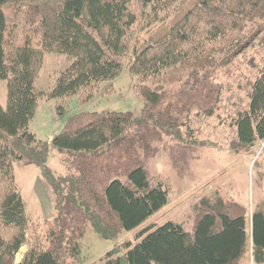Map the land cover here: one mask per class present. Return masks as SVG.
Instances as JSON below:
<instances>
[{"label":"trees","instance_id":"trees-1","mask_svg":"<svg viewBox=\"0 0 264 264\" xmlns=\"http://www.w3.org/2000/svg\"><path fill=\"white\" fill-rule=\"evenodd\" d=\"M257 19L264 20V0H0V79L8 83L6 107L0 102V264H79L88 224L115 240L162 210L169 190L151 176L147 160L158 154L157 142L173 137V166L188 170L199 144L192 137L194 109L213 116L220 104L222 87L210 81L216 59L248 48L258 29L247 41L245 30ZM46 53L73 61L44 91L36 81ZM125 62L145 100L139 117L78 112L50 143L30 131L44 96L58 101L62 115L66 98L79 94L81 104L89 102ZM190 79L189 88L172 95L169 85ZM249 96L234 120L235 152L264 140V65ZM52 148L63 154L66 173L49 167ZM16 163L37 166L66 212L32 220ZM196 210L193 232L171 220L153 224L138 231L136 243L117 245L95 264H238L250 245L247 207L214 193L201 197ZM251 222L252 256L261 264L264 203Z\"/></svg>","mask_w":264,"mask_h":264},{"label":"rangeland","instance_id":"rangeland-1","mask_svg":"<svg viewBox=\"0 0 264 264\" xmlns=\"http://www.w3.org/2000/svg\"><path fill=\"white\" fill-rule=\"evenodd\" d=\"M248 25L245 41L249 38L250 29H258L250 46L231 59L223 54L216 59L218 65L214 67V78L210 81L222 87V94L214 115L209 116L194 109L191 126L195 134L192 137L199 144L187 167L188 170L180 174L173 166L170 151L176 141L173 137H166L157 142L158 154L147 160L146 165L151 176L161 180L168 188L169 203L140 227L123 231L115 240L103 238L91 223L88 224L82 240V258L79 264H95L117 245L124 248L127 241L136 243L138 231L153 224L161 225L171 220L193 232L199 199L214 193H220L223 197L238 201L247 207L250 245L238 264H258L252 256L251 220L254 209L264 203V140L258 141L253 149L246 153L235 152L231 148L238 136L235 117L240 110L248 107L251 83L255 81L264 65V20L257 19L256 23ZM72 61L73 58L67 54L46 53L44 67L36 81L37 88L44 91L52 88L56 84V74L67 68ZM186 81L169 85L172 95L182 87L185 89L192 85L191 79L188 84ZM135 83L136 78L125 62L122 73L112 83H103L99 92L89 102L81 104L79 94L66 98L62 115L55 108L58 101L47 100L44 96L30 122V131L35 133L39 140L50 143V137L60 133L66 120L78 112L131 111L135 117H139L145 100L135 91ZM7 96V80L0 79V102L5 107ZM168 102L166 101L165 105ZM188 138L183 140L187 141ZM62 155L60 150L52 148L48 165L54 175L67 171L61 159ZM15 169L18 184L28 204V215L32 220H53L60 212H66V208L57 201L52 186L37 166L16 163ZM26 251L27 247L23 246L17 254V261L21 260ZM124 253L125 250H122V255Z\"/></svg>","mask_w":264,"mask_h":264},{"label":"crops","instance_id":"crops-1","mask_svg":"<svg viewBox=\"0 0 264 264\" xmlns=\"http://www.w3.org/2000/svg\"><path fill=\"white\" fill-rule=\"evenodd\" d=\"M54 135H55V134H54ZM54 135H52V136L50 137V140H52V138H53Z\"/></svg>","mask_w":264,"mask_h":264}]
</instances>
